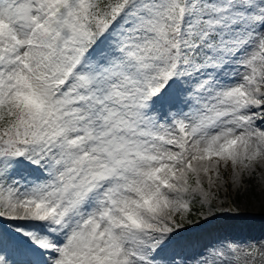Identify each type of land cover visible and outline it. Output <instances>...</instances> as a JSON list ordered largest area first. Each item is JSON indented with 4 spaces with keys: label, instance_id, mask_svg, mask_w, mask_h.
Returning a JSON list of instances; mask_svg holds the SVG:
<instances>
[{
    "label": "snow or ice",
    "instance_id": "6c2138e0",
    "mask_svg": "<svg viewBox=\"0 0 264 264\" xmlns=\"http://www.w3.org/2000/svg\"><path fill=\"white\" fill-rule=\"evenodd\" d=\"M218 215L264 218V0H0V264H264Z\"/></svg>",
    "mask_w": 264,
    "mask_h": 264
},
{
    "label": "rangeland",
    "instance_id": "374dc122",
    "mask_svg": "<svg viewBox=\"0 0 264 264\" xmlns=\"http://www.w3.org/2000/svg\"><path fill=\"white\" fill-rule=\"evenodd\" d=\"M210 174L212 175L213 180H216L215 173ZM221 181L224 182V185L228 188V194L231 195V169H221V179L216 180V188L214 190H217L218 194L223 196L224 189L220 187ZM205 187L207 189L206 180ZM225 207H227V205H225ZM192 209L194 211H192L193 214L190 216V219L193 222H196L200 220V213L204 211V209L201 208L199 204H193ZM241 210L243 211L245 209L242 208ZM3 227L4 222L0 221V228ZM197 230H200L199 232L203 230L205 233L202 234H206V238L208 239L230 237L241 240L260 241L264 238V218L257 215L255 217H248L244 219H232L227 215H218L217 218L211 222V224L204 225L202 228L196 229L193 233L197 232Z\"/></svg>",
    "mask_w": 264,
    "mask_h": 264
},
{
    "label": "bare ground",
    "instance_id": "6f19581e",
    "mask_svg": "<svg viewBox=\"0 0 264 264\" xmlns=\"http://www.w3.org/2000/svg\"><path fill=\"white\" fill-rule=\"evenodd\" d=\"M199 231H200V230H197V232H195V233L192 232V233H190V234H195V235H196V234H202V233H205L203 230H202L201 232H199Z\"/></svg>",
    "mask_w": 264,
    "mask_h": 264
},
{
    "label": "trees",
    "instance_id": "16d2710c",
    "mask_svg": "<svg viewBox=\"0 0 264 264\" xmlns=\"http://www.w3.org/2000/svg\"><path fill=\"white\" fill-rule=\"evenodd\" d=\"M192 211H194V210L192 209Z\"/></svg>",
    "mask_w": 264,
    "mask_h": 264
}]
</instances>
